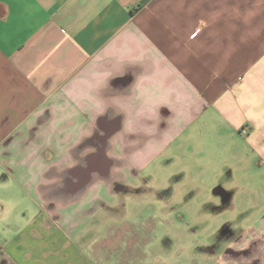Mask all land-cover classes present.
Segmentation results:
<instances>
[{"label": "crops", "instance_id": "obj_1", "mask_svg": "<svg viewBox=\"0 0 264 264\" xmlns=\"http://www.w3.org/2000/svg\"><path fill=\"white\" fill-rule=\"evenodd\" d=\"M225 173L262 203L224 263L264 264V0H0V264H167L113 202Z\"/></svg>", "mask_w": 264, "mask_h": 264}, {"label": "rangeland", "instance_id": "obj_2", "mask_svg": "<svg viewBox=\"0 0 264 264\" xmlns=\"http://www.w3.org/2000/svg\"><path fill=\"white\" fill-rule=\"evenodd\" d=\"M241 175L242 173L235 174L233 178L235 181H231L225 173L213 185L201 182L200 192L194 185H184V199H179L178 195L176 199L178 207L183 203L184 209L176 206L174 211H169V207L163 204V201L146 200L136 193L131 195L128 192L122 198H116L113 207L124 205L132 214V218H137L139 212L144 213L141 209H148L150 206L151 222L157 224L153 234L160 240L162 250H166L167 264H227L223 259L226 248L234 239L240 238L242 229L252 224L259 214V204L262 203L246 197L248 190L254 191V186L244 184ZM217 189L224 191V195L216 196L213 190L218 192ZM231 194H234L235 208H225L229 200H225L224 197L227 198V195ZM247 206H252V210L247 211L248 214L252 212L251 215L241 212V208ZM189 207L192 208V213H187ZM5 212L7 213L0 221V241L2 239L9 241L16 235L14 229L8 228L13 219H19L18 223L22 225L25 222L24 210H20L16 215H12L13 213L8 210ZM3 226L7 227L6 232H3ZM162 240L171 241L173 244L165 248Z\"/></svg>", "mask_w": 264, "mask_h": 264}]
</instances>
